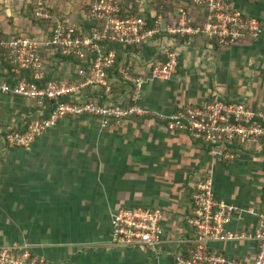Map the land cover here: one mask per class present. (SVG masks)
<instances>
[{
	"label": "crops",
	"instance_id": "crops-1",
	"mask_svg": "<svg viewBox=\"0 0 264 264\" xmlns=\"http://www.w3.org/2000/svg\"><path fill=\"white\" fill-rule=\"evenodd\" d=\"M24 0H1L0 31L6 39L21 34ZM92 0H47L54 20L83 22ZM149 15L175 14L180 7L200 17V11L181 0H135ZM229 5L264 22V0H227ZM164 8V9H163ZM13 34V35H12ZM165 37L143 50L122 53L111 71L114 103H128L130 89L118 69L129 66L134 75H149L148 61L161 46L178 55L176 74L148 82L139 104L165 114L186 105H202L220 97L244 102L264 113V34L255 41L219 47L204 38ZM48 72L57 80L76 78V67L56 55ZM158 53V52H157ZM0 57V75L8 79ZM8 82V80H7ZM85 96L102 102L101 89L87 88ZM34 102L0 94V248L14 243L32 245L52 264H176L185 255L194 232L186 220L192 213L196 183L209 175L220 201L247 211L229 229L250 231L251 212L264 207V140L237 146L235 159L221 161L210 147L187 134L170 132L153 119L126 120L102 128L90 116L67 117L47 129L29 148L8 146L3 135L36 116ZM158 208L164 220L156 253L110 244L111 215L121 208ZM229 258L252 260L251 241L214 243Z\"/></svg>",
	"mask_w": 264,
	"mask_h": 264
},
{
	"label": "built area",
	"instance_id": "built-area-1",
	"mask_svg": "<svg viewBox=\"0 0 264 264\" xmlns=\"http://www.w3.org/2000/svg\"><path fill=\"white\" fill-rule=\"evenodd\" d=\"M199 10L194 17L184 7L175 14L157 12L136 16L124 7L125 0H92L82 25L55 20L51 35L40 40L27 36L5 39L0 31V55L13 67L16 77L9 83L0 79V94L32 100L37 109L23 131L10 130L3 135L8 146L29 148L47 129L67 117L90 116L102 128L120 126L132 119H153L166 130L187 134L210 147L221 161L235 159V149L264 140V113L244 102L214 97L202 105H186L170 114L150 110L139 104L144 86L155 80H169L178 66L176 51L161 46L148 61L149 75H134L127 67L118 71L130 92L128 103H114L110 73L116 66L117 48H144L151 41L170 38L201 37L219 47L255 42L264 34V22L232 8L227 0H189ZM141 12L144 9L141 8ZM36 18L54 21L46 3H38ZM148 20H152L149 24ZM49 54L79 60L88 68L76 67V78L68 82L47 80ZM141 49V48H140ZM143 50V49H141ZM132 51L124 52L129 53ZM133 53V52H132ZM136 56V54H132ZM137 57V56H136ZM87 88L101 89L103 101L85 96ZM47 110V112L45 111ZM247 211L220 201L213 192V180L207 175L195 185L192 214L187 226L194 232L185 255L175 257L176 264H264V207L251 212L255 217L250 231L229 229L234 218ZM163 213L158 208H121L111 215L110 244L118 248L156 253L163 238ZM251 241L256 246L252 260L229 258L211 246L214 243ZM0 264H52L38 255L32 245L14 243L0 248Z\"/></svg>",
	"mask_w": 264,
	"mask_h": 264
},
{
	"label": "trees",
	"instance_id": "trees-1",
	"mask_svg": "<svg viewBox=\"0 0 264 264\" xmlns=\"http://www.w3.org/2000/svg\"><path fill=\"white\" fill-rule=\"evenodd\" d=\"M181 1H183V0H181ZM136 1H134V0H125V2H124V7L126 8V9H128L129 10V12L131 13V14H133V15H136V16H140V17H144V16H149L150 17V15H149V13L148 12H146L145 10H144V12H141V9H139V4L136 2ZM184 3H185V6H188V3L191 5V3H190V1L189 0H184L183 1ZM160 6H162V7H164L165 8V11H167V10H169V9H173L174 7H172V5L171 4H169V3H167V1L166 0H157V2H156V9H159L160 8ZM163 8V9H164ZM185 9L190 13V14H193L192 12H191V10H189V9H187L186 7H185ZM197 20H198V18H197ZM260 20V19H259ZM261 22H263L262 20H260ZM148 22H149V24H151L152 23V20H148ZM45 23H46V26H47V28L46 29H48V31H49V34H47V35H51V29L54 27V25H55V20L54 21H48V22H46L45 21ZM78 24H80V25H82V22H79ZM48 25H50V27H48ZM15 37H21V36H15ZM196 38H200V37H196ZM6 39V38H5ZM178 39H180V38H178ZM181 39H184L183 41H188V39H191V38H187V37H185V38H181ZM207 40V39H206ZM116 48H117V61H116V66L118 65V63L120 62V59H121V56H122V53H124V52H126L127 50L128 51H134V52H136V51H139V50H141V49H143L142 47H140V48H135V47H133V48H128L127 50H123V48L121 47V46H115ZM42 50V52H45V50H47V49H44V48H42L41 49ZM56 56L57 57H59L60 59H62L63 61H68V62H71L75 67H77V66H81V67H84V68H88L89 67V65L88 64H83L81 61H79V60H73V59H71V58H65V57H62L61 55H60V53H56ZM0 57H1V60H2V62L4 63V65L6 64V70H7V74H8V82L9 83H13L14 81H13V79L14 78H17L16 80H21L22 78H25V79H28V77H27V75H26V73H25V76H23V77H20V78H18V77H16V75H15V73H14V71H13V67L8 63V61H6L5 60V58L3 57V56H1L0 55ZM128 64H126V67H127V69L130 71V69H129V66H127ZM1 75H0V79H1ZM53 77V71H51L50 73L48 72L47 73V80H52V79H54V78H52ZM3 79V78H2ZM6 80V81H7ZM10 96H13V95H10ZM14 97H18V96H14ZM22 98V97H21ZM25 99V98H24ZM34 112H35V114H36V111H37V109H36V107H35V104H34ZM46 112H47V110H45ZM35 118H37L36 116H34V117H32V118H30L29 120H32V119H35ZM28 120V121H29ZM28 121H26V122H24V124H23V126H18L16 129H14V130H17V131H23L24 129H25V125L28 123ZM207 145V144H206ZM207 147H209L208 145H207ZM192 214V213H191ZM191 214L189 215V216H191Z\"/></svg>",
	"mask_w": 264,
	"mask_h": 264
},
{
	"label": "rangeland",
	"instance_id": "rangeland-1",
	"mask_svg": "<svg viewBox=\"0 0 264 264\" xmlns=\"http://www.w3.org/2000/svg\"><path fill=\"white\" fill-rule=\"evenodd\" d=\"M46 1L47 0H24L23 1V6L21 7V12H22L21 15L23 19L21 27H23L24 31L21 34L19 33H16L15 35L12 34L13 36H27L30 38H36L40 40H43L49 36L47 35L49 34V31L48 29H46L47 26H46L45 21H41L37 19L35 16L37 4L46 3ZM0 4H1V0H0ZM141 8L145 10L144 7L139 6V9ZM48 27H50V25H48Z\"/></svg>",
	"mask_w": 264,
	"mask_h": 264
}]
</instances>
